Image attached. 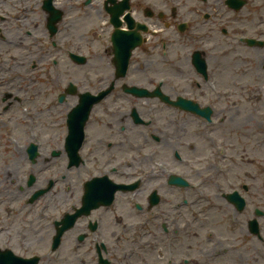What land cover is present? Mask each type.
Segmentation results:
<instances>
[{
    "label": "rangeland",
    "instance_id": "rangeland-1",
    "mask_svg": "<svg viewBox=\"0 0 264 264\" xmlns=\"http://www.w3.org/2000/svg\"><path fill=\"white\" fill-rule=\"evenodd\" d=\"M40 1L9 0L11 6L8 9V13H10L9 18L12 25L7 24L0 31V113H4L2 117L4 122L11 120L10 125L8 124L4 131H0V182L11 181L13 189L9 190L13 193L21 191L20 188L24 184L23 180H29L28 177L31 173L38 179L63 177L66 174V170H61L56 165L51 166L49 162L51 158L50 139L54 140L61 136L58 133H54L51 127L55 124V120L56 118L58 119L61 112L45 110L46 102L42 98L35 99L34 102L32 100L30 68L32 69L31 62L36 65L41 57L37 51L40 48L43 49L45 55H48L49 61L52 57H57L58 60H61L66 67L67 75L72 78L77 67L68 60L66 49L68 47L71 50L79 48L84 51L82 52L83 54H88V64L83 68L95 71L97 64L94 52L95 50L99 52V48L102 46L101 41H104L103 39L97 41L92 37L94 32H99L102 35L105 33L103 31L104 22L101 21L100 23L97 16L99 15L97 7H94L95 10L91 9L94 3L89 5V7H85L83 4H77L76 0H58V4L68 11L64 24H61L63 34L59 35L60 41L56 42L58 47L54 48L45 28H43L44 25H42V22H45V18L43 13L40 12ZM183 1L188 5L192 0ZM253 2H255V5L250 6L245 12L256 9L264 13V0H253ZM60 3L66 4L61 5ZM30 5H34L33 9L29 8ZM75 7L81 8L84 12L89 11L87 20L82 16L84 12L81 13L78 10L76 13L77 9ZM185 11L188 12L187 7ZM260 16L261 14L255 18L254 24L251 22L247 24L243 29V31L245 30L244 34L254 35L258 32V24L256 23L260 22ZM217 17L214 14L210 24H208L209 22L203 24L201 21L200 24L191 23L194 28L189 33V37L196 38V41H192L195 45L194 47L197 48L203 45V47L211 49L213 44L218 46V41H221V26L218 30L213 26L217 22ZM244 17L249 20L248 13H245L239 19V22L243 21ZM100 25L101 27L99 28ZM65 28H68V31ZM27 30L39 34V38L36 41L28 38ZM4 39L10 40L13 44H7ZM212 40L214 41L213 44L209 45L208 42ZM62 44L64 45L63 49L61 48ZM240 54L245 61L243 67H239L235 71H225L220 79L212 78L211 83L213 86H210V88H208V84L205 81H201L202 85H204L203 91L206 94L201 95L202 97H196V100L203 106L211 105L213 107L215 111L213 127L208 128L209 131L204 132V126H197L195 123L189 125L185 122L183 125L175 123L169 128L170 134L177 131V129H179L181 134L185 133L181 141L183 148L179 150L183 160H186L183 166L177 164V160L174 159V150L168 146L169 143H166L167 138L164 135L161 134L162 140L160 143L152 142L154 150L157 152V155L153 157V165L156 168L157 176L160 177L158 179H163L164 174L169 175V173L177 172L182 176L187 175L190 177L189 180L194 185L190 193L191 215L192 220L195 219V225H192L190 229V246L193 248L194 254L192 256L196 259L197 264H264V242L262 243L257 239H253L251 242L246 239L249 235L246 224L254 213L253 209L259 207L264 211V75L260 68L264 58V49H246ZM227 59L226 57L225 61ZM232 59L230 57V60ZM216 62L217 59L211 58L210 66L213 67ZM50 63L49 65L52 66ZM151 63V60L146 61L145 68H151ZM46 64H48V61H46ZM238 64L242 65L241 62H238ZM71 66H74V68ZM77 75L80 76V73H77ZM187 75V73L183 74L184 77ZM85 76L92 78L89 71L85 72ZM177 76L179 75L176 72H172L168 83L175 82L174 84H176ZM192 79H195V76L192 75L191 81ZM19 87L26 90V93H21ZM8 91H13V93L16 91V94L21 96V101L26 103L32 112H35L36 117L29 118L23 115L22 118L17 101L8 111L4 112V108L11 103L9 100H4ZM27 102H31V104L29 105ZM93 118L90 125L93 137L90 144L92 147L97 143V138L101 137L98 125H96L98 123H95L101 120L100 115L95 113ZM18 120L23 125L15 129V122H18ZM3 125L0 124V127ZM31 125L34 128L28 131ZM225 140H227L225 147H228V150L233 153L232 156L235 158L240 157L241 163H244L240 167L244 169L236 172L237 176L241 175L243 178L245 176L247 178L248 175H252L253 179H255L254 192L248 195V199L246 197L249 207L242 216L238 217L239 221L233 219L232 214H235L234 211L230 210L219 196L220 192H230L231 189L223 187L219 180L216 182L211 181V174H217L219 167L216 163L222 160L219 157L218 144H223ZM43 141L45 145L40 147V158L36 164H32L26 156L27 149L30 144L38 145ZM169 142L173 143L170 140ZM164 150L167 152L164 153ZM19 152L20 155H18ZM96 153L99 155L98 150ZM42 163H44V166ZM100 163L106 166V170L109 169L110 165L118 164L112 160L97 162V164ZM192 167L200 168L201 175H196L200 172H194V174L191 171ZM238 167L234 169L238 171ZM44 171L46 172L45 174H43ZM247 171L250 172L246 173ZM76 173L82 175V173L87 174L88 171L82 169ZM221 177L224 179L223 176ZM221 177H219L220 180H222ZM205 181L206 184L203 185ZM240 185L241 183L236 188ZM258 187L261 189L260 193H256V188ZM204 193H206L205 196ZM0 195V200L2 201L0 207L2 215H4L5 211L9 208L12 209V207L11 205L9 206V198L5 195L2 187H0ZM168 196L172 199L175 198V195L170 193ZM218 198L220 199L218 200ZM220 201L222 205H220ZM205 202H209L211 205H206L204 204ZM36 208L37 206L34 207V210ZM55 211L53 206L51 213L54 214ZM209 215L213 221L208 224ZM40 216L34 212L33 219ZM43 222L44 229H46L48 221H46L45 217H43ZM236 222H239V224ZM240 224L242 228L239 226ZM220 226L222 228H218ZM261 231L264 236V220L262 221ZM34 239L36 243L38 238L34 237ZM39 245H41L40 242L36 246ZM244 251L247 252L245 253ZM234 256H237V261ZM54 264L61 263L56 261Z\"/></svg>",
    "mask_w": 264,
    "mask_h": 264
},
{
    "label": "flooded vegetation",
    "instance_id": "flooded-vegetation-1",
    "mask_svg": "<svg viewBox=\"0 0 264 264\" xmlns=\"http://www.w3.org/2000/svg\"><path fill=\"white\" fill-rule=\"evenodd\" d=\"M222 0H218V3ZM162 0L155 1L154 5H161ZM205 3H207L205 1ZM223 5V2H221ZM165 4V0L163 1ZM162 4V5H163ZM168 5V2H166ZM165 4V6H167ZM138 0L131 1V7H137ZM225 6V3H224ZM168 7V6H167ZM197 11H194V14ZM231 13V12H230ZM176 16V12H175ZM177 17V16H176ZM175 17V18H176ZM168 21H174L170 16H167L163 22L167 24ZM172 24V22H170ZM235 33H239L238 29L235 28ZM109 79L98 82L101 88H105L108 85ZM116 85V83H115ZM200 86V85H198ZM120 88L116 86L114 87L113 92L107 96L104 102L99 106L100 110H103L104 117L107 119L106 124L107 127H111L113 123L116 122L119 117V112L122 109H125L128 101H133L137 107L141 110L146 109V105H148L149 101H144L141 99H134L129 96H124L120 93ZM110 112V113H109ZM134 129L129 130V134H133ZM152 134V130H145L139 132L141 138L148 140V136ZM76 191V189H75ZM67 197L72 201L75 198V194L72 192L71 188L66 189ZM57 198L61 199V191L57 192ZM106 219H107V237L106 240L109 241V247L107 249L108 258H112V264H130L136 262L140 259V254L135 252L134 249L138 244H144V242H148L150 245H155V250L158 252L157 247L161 244V238L157 234L151 238V234L146 232L144 229L141 230L139 228V219L134 217L132 214H129L127 207L120 203L118 208L106 209ZM155 218H153L154 220ZM168 224V222H167ZM168 227V226H167ZM170 229V228H169ZM170 232V230H169ZM178 231L176 230L173 234L176 235ZM2 232H0V238H2ZM8 240L6 243L0 242V250H10L12 253L10 256L14 260V256L19 257L21 259H34L37 255H35L36 251L41 250L43 254L39 256L40 264H47V260L49 262H53V257L46 255L48 253L49 244H45V238L41 239V245L36 246L33 240V235L27 229L21 228L19 231H14L11 236L7 237ZM78 252H65V248H63L64 253L60 260L62 261H70V264H99L98 260L99 256L92 251L82 252L81 247H77ZM114 253L119 257L118 261L114 259ZM14 255V256H13ZM152 257L153 255L150 254ZM160 261L161 258L156 256ZM75 261V262H74ZM158 261V260H157ZM157 264H161V262H157Z\"/></svg>",
    "mask_w": 264,
    "mask_h": 264
},
{
    "label": "water",
    "instance_id": "water-1",
    "mask_svg": "<svg viewBox=\"0 0 264 264\" xmlns=\"http://www.w3.org/2000/svg\"><path fill=\"white\" fill-rule=\"evenodd\" d=\"M185 106L187 107L186 109L188 111L194 112V113L201 115L203 117L206 116L208 119H210L211 112H212L210 109H204V111H203L198 106H193V107H191L190 105H185Z\"/></svg>",
    "mask_w": 264,
    "mask_h": 264
},
{
    "label": "bare ground",
    "instance_id": "bare-ground-1",
    "mask_svg": "<svg viewBox=\"0 0 264 264\" xmlns=\"http://www.w3.org/2000/svg\"><path fill=\"white\" fill-rule=\"evenodd\" d=\"M30 111H31V110L28 109V112H30ZM21 115H22V117H23V115H25V116L27 117V116L33 115V112H30V113H27V114L22 112ZM34 116H35V112H34ZM4 179H6V178H4ZM6 180H7V179H6Z\"/></svg>",
    "mask_w": 264,
    "mask_h": 264
}]
</instances>
